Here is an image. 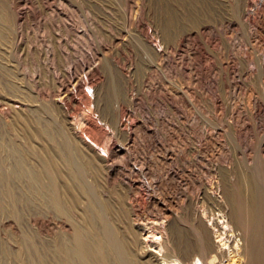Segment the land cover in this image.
I'll list each match as a JSON object with an SVG mask.
<instances>
[{"label":"bare ground","instance_id":"bare-ground-1","mask_svg":"<svg viewBox=\"0 0 264 264\" xmlns=\"http://www.w3.org/2000/svg\"><path fill=\"white\" fill-rule=\"evenodd\" d=\"M190 122L207 170L169 168ZM26 221L52 264H264V0H0V264H49Z\"/></svg>","mask_w":264,"mask_h":264},{"label":"rangeland","instance_id":"rangeland-1","mask_svg":"<svg viewBox=\"0 0 264 264\" xmlns=\"http://www.w3.org/2000/svg\"><path fill=\"white\" fill-rule=\"evenodd\" d=\"M175 82L176 83H178V81L177 80H175ZM150 102H152L153 100H150V99H148ZM198 103H200L199 105H202L203 107H204V112H205V114H207V111H208V114H211V112H210V108H209V106H208V104H207V102H206V100L202 97V96H198ZM201 101H202V103H201ZM149 102V109H148V111L149 112H147V114H148V116H149V114H150V117H149V122H150V124H151V126H152V128H154L155 127V125L157 124V121H159L158 119H160V116H161V119H165L166 120V124H167V126H168V123H169V125H170V127L168 126V128H166L167 130L166 131H169L170 129L169 128H177L178 129V131H180L181 132V127H182V124H181V115L183 114L182 112V109H178L177 108V110L175 111V110H173V108L169 105V104H167L166 103V105L164 104V103H158V104H156V103H150ZM154 102V101H153ZM151 104V105H150ZM161 106H160V105ZM190 105H188V107H187V111L188 110H190V112H191V114H193V115H195V116H197V117H204L205 116V114H202L201 113V111L198 109V108H196V106H194L193 104H191V103H189ZM154 105H156V106H154ZM169 105V106H168ZM194 107H193V106ZM159 106V107H158ZM193 108H192V107ZM151 107V108H150ZM159 108V110H158V108ZM157 110H156V109ZM189 108V109H188ZM150 109H152V110H150ZM192 110V111H191ZM152 111H155L156 112V114H155V112L153 113ZM182 111V112H181ZM193 111H195V112H193ZM197 111H199V112H197ZM157 112H159L160 114H157ZM175 112H176V114H175ZM189 112V111H188ZM189 112V113H190ZM210 112V113H209ZM196 113H198L199 115H197ZM178 115V116H177ZM154 117H155V119L157 120H155L154 119ZM159 117V118H158ZM152 119V120H151ZM134 120V119H133ZM168 122V123H167ZM180 122V123H179ZM191 124H187V130L189 131L187 134H185L184 136H186L187 138H186V144L185 145H188V147H190V148H188L187 146H186V148H185V146H183V148H185L186 149V151H185V153H186V155H188V156H186L187 158V162L186 163H183V161H182V159L179 157L180 156V154H178V152H175L174 151V156H173V158H174V160H170L169 161V164H171L172 163V166L171 167H169L168 165H167V167H169V168H172V167H174V168H172V169H176V168H180V170H182V172L184 171V170H186L187 172L189 171V170H193V168H194V170L193 171H198V169L201 167L200 166V163L201 162H203L204 164H206V167L204 168L205 170H207V169H209L210 168V165L212 164L211 163V161H209V159L212 157V155L211 154H214L215 153V151L213 150V148H212V146H214V142L213 143H211V142H209L208 143V141L207 140H201V141H198L199 139H198V137L200 138V136H199V134H198V132L199 131H197L196 132V130H195V127H196V125H194L192 122H190ZM190 125H191V127H190ZM193 125V126H192ZM173 126H175V127H173ZM180 126V127H179ZM195 126V127H194ZM179 127V128H178ZM199 127V129H201L202 127H203V125L201 124V125H199L198 126ZM201 127V128H200ZM181 128V129H180ZM180 129V130H179ZM192 129V130H191ZM195 130V131H194ZM193 131V132H192ZM197 134H196V133ZM168 133V132H167ZM192 133L193 134H195V135H192ZM196 135H198V136H196ZM189 136V137H188ZM194 136V137H193ZM169 136L168 135H166V139H167V147L168 148H170L171 147V145H170V143H169V141H168V138ZM196 140H195V139ZM141 139V140H140ZM140 139H138L137 140V148H139V149H136V148H134V149H136L137 151H139L138 153H137V151L134 153V157H140V158H142V157H145V155L147 154L146 153V150H145V143H142V142H145V137H142V138H140ZM142 139H144V140H142ZM187 141H189V142H187ZM140 142V143H139ZM202 142H203V144H202ZM139 143V144H138ZM188 143V144H187ZM200 143V144H199ZM208 145H211V146H209V148H207L208 146L206 145V144ZM197 144V145H196ZM140 145V146H139ZM198 145H201V149H200V151L198 150V154L199 155H197V149H199V147H198ZM193 146V147H192ZM180 147H181V145H180ZM180 147H178V149L180 148ZM195 147V148H194ZM197 147V148H196ZM206 147V148H205ZM182 148V147H181ZM193 149V150H192ZM194 149H196V151H194ZM206 149V150H205ZM145 150V151H144ZM202 150H204V151H202ZM211 150H213V151H211ZM143 151H144V153H143ZM172 150H170V152H171ZM192 153H190V152ZM202 151V152H201ZM173 152V151H172ZM171 152V153H172ZM201 152V153H200ZM212 152V153H211ZM171 153H170V155H171ZM202 153H203V155H202ZM140 154H141V156H140ZM195 154V155H194ZM205 155V156H204ZM178 156V157H177ZM193 156L195 157L194 159H196V160H192V158H193ZM196 156L197 157H199V158H196ZM138 157V158H139ZM176 157V158H175ZM189 157V158H188ZM204 157H208V159H206V158H204ZM177 158L179 159V161L181 162H179V161H177ZM200 158H202V159H200ZM176 159V160H175ZM202 160V161H200V160ZM205 159V160H204ZM197 160H199L198 162H199V164L196 162ZM132 161V160H131ZM130 161V162H131ZM191 161V162H190ZM205 161H208V162H205ZM129 162V164L130 165H132L134 162L132 161L131 163ZM174 162H177V163H174ZM183 163V164H182ZM209 163H210V165H209ZM179 164V165H178ZM181 164V165H180ZM185 164H186V167H185ZM188 164V165H187ZM190 164V165H189ZM176 165V166H175ZM194 167H193V166ZM196 165H197V167H196ZM199 165V166H198ZM155 164H152L151 166L150 165H148V168H150V169H152V175H155V176H152L151 174H144V173H141L139 176H137L136 177V179L138 180V181H141L142 182V180H143V182H145L146 183V186L144 187L145 189L147 188L148 189V186L149 185H151L152 184V182H154V180H155V185L157 186V184H158V182H160L158 185L159 186H157V187H159V192H161L162 191V189H161V187L163 186L164 187V185H165V183H163V185L161 186V182H162V179H159V178H162V177H159L161 174H160V172H158L157 173V171H160L159 169V167L158 166H156L157 168H155ZM180 166V167H179ZM191 166V167H190ZM209 166V167H208ZM151 167H154V168H151ZM185 167V168H184ZM195 167L197 168V169H195ZM208 167V168H207ZM192 168V169H191ZM156 169V170H155ZM158 169V170H157ZM155 172H154V171ZM186 171H184V172H186ZM157 173V174H156ZM149 175V176H148ZM151 176V177H150ZM155 177H158V179H156ZM153 178H154V180H153ZM158 180V181H157ZM144 183V184H145ZM150 187V186H149ZM170 193L172 194V195H174V197H175V201H173V203H172V205L176 208V209H178L177 211H178V214H180L182 211V209L183 208H181V207H183V204H180L181 203V199L179 198V196H178V194H175V191L173 190V191H171L170 190ZM180 200H179V199ZM178 199V200H177ZM178 201V202H177ZM180 201V202H179ZM179 203V204H178ZM180 205V206H179ZM143 207H144V205H143ZM173 207V208H174ZM174 208V209H175ZM180 208V209H179ZM175 209V210H176ZM43 210V211H42ZM44 210H46L47 211V213L44 211ZM40 212L42 211L44 214H43V216L41 217V216H39V217H41L44 221H46L47 223H52L53 222V215L50 213L49 214V210H47V209H41V210H39ZM181 211V212H180ZM42 212L40 213V214H42ZM39 214V215H40ZM49 214V215H48ZM50 218H52V219H50ZM50 219V220H49ZM28 221V220H27ZM26 221V222H27ZM49 221H51V222H49ZM22 222V223H20V222H18V223H16V226H17V229H18V232L20 233H18L17 232V229L16 230H14V229H12L11 227H8V229L9 230H11L10 231V233H8L7 234V232H6V234L8 235V236H10L9 238H8V236L6 235V237H7V239H8V241H9V239L11 240V241H20V243H21V237H23L22 239H23V241L24 242H22V243H25L26 242V245H27V248L28 249H30V247H32L31 248V252L33 251L32 249H34V251L33 252H35V254L33 253H31L32 255H36L35 257H33L34 259H38V258H40L39 256V254L40 253H42L43 254V251H44V256H46L45 258L46 259H48L49 257H50V255H51V257H50V259L48 260V262H49V264H52L51 262L53 261V260H51V259H53V257H52V255H53V253L51 254V252H52V248H53V246H54V244L53 243H55V240H56V233H54V232H40L39 231V229H38V227L35 225V224H33L31 221H29V222ZM20 224V225H19ZM25 224V225H24ZM21 228H20V227ZM224 229V231H227L228 230V227L226 226V225H223L222 226ZM8 229H7V231H8ZM23 229L25 230V232H23ZM11 232L12 233H14V234H11ZM22 232V233H21ZM26 234V235H25ZM13 235V240H12V236ZM32 236V237H31ZM56 236V237H55ZM20 237V238H19ZM30 237H31V239H30ZM34 238V239H33ZM216 239H217V237H216ZM220 239V240H219ZM28 240H30L29 242H27ZM219 242H221V238L220 237H218V239H217ZM11 241H9V243L11 242ZM36 243V244H33L34 242ZM11 243H13V242H11ZM30 243H32L31 245H30ZM28 244H29V246H28ZM41 246V247H39V246ZM39 247V249L40 248H42L43 250L41 251V249L39 250V251H37L38 250V247ZM46 246H50L49 248H51L50 250L51 251H49V249H48V247L45 249V247ZM37 247V248H36ZM225 248H226V246H225ZM45 249V250H44ZM47 249H48V251H47ZM227 250L229 249V246H227V248H226ZM41 251V252H40ZM45 251L48 253V254H50V255H48V254H46L45 253ZM38 256V257H37ZM233 256V257H232ZM236 255L233 253L231 256H230V258H234L235 260H236V262H237V260L238 259H236L237 258V256L235 257ZM37 262V261H36ZM54 262V261H53ZM228 264V263H227ZM236 264V263H235Z\"/></svg>","mask_w":264,"mask_h":264}]
</instances>
